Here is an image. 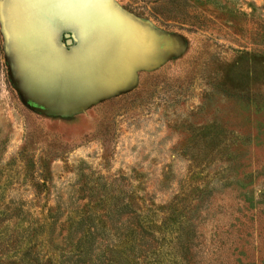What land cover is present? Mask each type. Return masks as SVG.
I'll return each instance as SVG.
<instances>
[{
  "label": "rangeland",
  "instance_id": "374dc122",
  "mask_svg": "<svg viewBox=\"0 0 264 264\" xmlns=\"http://www.w3.org/2000/svg\"><path fill=\"white\" fill-rule=\"evenodd\" d=\"M8 1L0 0V236L53 213L62 245L69 213L94 212L87 224L107 230L138 224V215L168 228L148 255L138 251V264L160 262L158 247L164 264H264V0H108L106 10L120 12L117 39L100 62L83 49L88 59L75 68L89 84L66 89L40 86L25 67ZM88 3L54 7L87 15ZM98 27L96 37L111 34ZM179 226L180 246L169 231ZM100 232L97 244L115 240Z\"/></svg>",
  "mask_w": 264,
  "mask_h": 264
},
{
  "label": "trees",
  "instance_id": "16d2710c",
  "mask_svg": "<svg viewBox=\"0 0 264 264\" xmlns=\"http://www.w3.org/2000/svg\"><path fill=\"white\" fill-rule=\"evenodd\" d=\"M18 211L21 216L16 214L15 219L22 222L27 212L23 209ZM1 215H4V212H1ZM68 216L70 222L68 237L62 239L60 242L62 245H55L56 247L54 242L57 241V236L54 237L52 232L55 230L57 217L53 213L49 217L42 216L39 222H28L27 227H20L21 230L14 238L0 236V264H131L134 261L138 264V251L142 253L144 250L148 255L153 248L152 242H155V233H161V237L164 238V230L166 233L168 229L164 228L163 222L155 228L154 220L147 221L144 225L138 215H135L138 224L114 230H107L105 226L103 228L89 226L87 222L97 217L94 212L80 213L75 219L70 213ZM100 230L109 233L113 231L115 240L108 242L107 245L97 244L94 238L102 233ZM182 230L181 226L169 230L170 233L174 231L176 235L174 241L177 240L179 246L183 239ZM24 232L25 234L20 236ZM156 242L159 245V242ZM160 252L162 247H158L157 251L160 262L155 264H164ZM184 264L190 262L184 260Z\"/></svg>",
  "mask_w": 264,
  "mask_h": 264
},
{
  "label": "water",
  "instance_id": "95a60500",
  "mask_svg": "<svg viewBox=\"0 0 264 264\" xmlns=\"http://www.w3.org/2000/svg\"><path fill=\"white\" fill-rule=\"evenodd\" d=\"M29 1L30 5L27 6L22 4V0H15L14 6L17 12L15 14H11L10 12L7 14L10 32L13 36H16V42L19 43L17 51L25 55L23 57L25 64H27L25 67L31 70L32 75L38 79L40 86L44 88L45 86L53 87V83L63 84L61 86L64 89L72 83H74L73 85H77L76 82L78 81H83L84 85L89 84L88 81L82 80L84 77L82 79L79 78L82 75L81 69L75 68L76 65H79L81 68L82 59H88L89 55L84 56L82 53L84 51L79 46L69 54L64 49L66 45L72 46L74 43H78V39L71 30V27H62L53 31L49 23L41 22L42 17H53L57 13L66 17L72 16V12L56 8L58 5L66 2V0ZM8 3H11L12 6V0H9ZM55 5L56 7H54ZM63 31L67 32L62 33ZM62 37L66 38V43L62 44V48H60V39ZM18 39L21 40V43L18 42ZM86 51L89 53L92 50ZM102 57V61L107 59L105 52L101 57H96L92 51L89 56L94 63L100 62L101 59L99 58ZM144 60L146 62V59ZM43 61H46V64ZM94 63L92 67H94ZM56 64L57 67L54 68Z\"/></svg>",
  "mask_w": 264,
  "mask_h": 264
},
{
  "label": "crops",
  "instance_id": "0c3cea01",
  "mask_svg": "<svg viewBox=\"0 0 264 264\" xmlns=\"http://www.w3.org/2000/svg\"><path fill=\"white\" fill-rule=\"evenodd\" d=\"M71 2H76L78 0H66ZM90 1V10L93 11H86L87 15L79 14V15H73L72 16H63L62 14L57 13L56 18H58L59 24L61 26L57 27V29L60 28H70L76 35L78 39V43H76L77 47H82V49L86 50H92L93 53H102V52H108V44L111 43L112 37L114 39H117V34L119 33V29L122 27V23L120 22L119 16L120 12L117 10L111 9L110 12H108L107 9V2L108 0H89ZM94 1V2H92ZM93 3V4H92ZM88 7V6H87ZM92 13V15H91ZM59 18L61 20H59ZM65 18V19H64ZM86 18V20H85ZM54 17H48L44 16L42 17L41 22L49 23L52 25ZM88 19V20H87ZM66 20V21H65ZM134 20V19H133ZM136 22V20H134ZM107 24V28H109V31L111 34L106 35V33L101 34L100 37H96L97 31H101V29L98 27L100 24ZM98 28V29H97ZM118 30V31H117ZM67 32L63 31L62 33ZM99 35V34H98ZM113 35V36H112ZM107 45L105 50L97 49L98 46ZM95 50V51H94ZM89 52V53H92ZM43 63L46 64V61H43Z\"/></svg>",
  "mask_w": 264,
  "mask_h": 264
},
{
  "label": "bare ground",
  "instance_id": "6f19581e",
  "mask_svg": "<svg viewBox=\"0 0 264 264\" xmlns=\"http://www.w3.org/2000/svg\"><path fill=\"white\" fill-rule=\"evenodd\" d=\"M92 2H94V1H92ZM95 3V2H94ZM87 4V3H86ZM93 4V3H92ZM91 8H93V7H91ZM89 11H91V10H89ZM88 11V12H89ZM91 12H93V11H91ZM87 13V12H86ZM94 13V12H93ZM91 15H92V13H91ZM85 20H86V18H85ZM88 20V19H87ZM66 21V20H65ZM72 27V26H71Z\"/></svg>",
  "mask_w": 264,
  "mask_h": 264
}]
</instances>
